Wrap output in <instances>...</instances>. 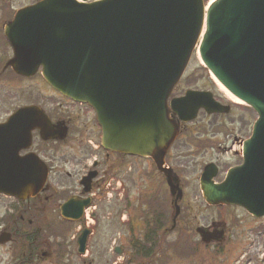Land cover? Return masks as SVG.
<instances>
[{
  "label": "water",
  "instance_id": "1",
  "mask_svg": "<svg viewBox=\"0 0 264 264\" xmlns=\"http://www.w3.org/2000/svg\"><path fill=\"white\" fill-rule=\"evenodd\" d=\"M80 1L43 0L15 14L5 28L14 72L29 77L42 67L52 88L96 110L103 145L152 157L160 170L178 130L170 112L188 122L201 108L224 111L209 94L199 92L173 99L167 107L197 47L212 75L259 119L244 143L242 166L220 185L211 181L212 167L204 170L203 198L209 205L239 206L263 217L264 0H217L205 17L203 0ZM34 129L45 139L57 135L36 108L19 110L0 125L1 193L25 197L27 189L38 192L44 183L39 162L15 169L8 159L11 146L16 152L25 147ZM171 180L168 175L173 193Z\"/></svg>",
  "mask_w": 264,
  "mask_h": 264
},
{
  "label": "rangeland",
  "instance_id": "2",
  "mask_svg": "<svg viewBox=\"0 0 264 264\" xmlns=\"http://www.w3.org/2000/svg\"><path fill=\"white\" fill-rule=\"evenodd\" d=\"M31 3L32 0H0V25L7 19V14L2 15L1 10H19ZM0 48H2L1 41ZM189 65L190 66L186 75H188L190 79L184 80L178 93L189 88L209 90L218 101L228 104V101L226 100L227 97L225 98V95L217 89L214 83L208 80L207 74L199 69L198 60L193 57ZM9 77L10 76L6 74L4 81H8ZM5 82H1L0 80V120L8 117L14 109L21 105L20 98L27 101H37V103H39L42 96L50 94L47 89L45 92H42V90L38 87V83H32L35 88L33 93L26 89L19 92V88H17L14 84L12 85L7 82L5 84ZM37 92L41 93L39 94ZM41 102L47 106L43 107L46 110H49L50 105L54 106L57 104V99L52 97H50V99L42 97ZM32 103L34 104L36 102ZM231 109L232 113L230 116L206 117L204 115H200L196 122L189 124L187 127L189 129V136L187 139L188 143L181 148H177L178 150L176 151L177 153L175 154V157L177 158L178 163L174 162V165L176 166L175 171L180 177V184L184 191V197L182 200L178 201L181 216L180 219L182 221L187 219L188 223L186 225V230L179 232L177 235H174V233L178 231V225L173 228V231L165 234L164 244L162 243L161 246L164 253L160 256L158 254L155 255L154 264H161L163 259L166 260L165 264H194V262L188 261V257H185L186 254H184V249L186 250L187 248L185 239H177L183 234L188 239L189 243H199L197 236L192 234L194 233L193 229H195V227H207L211 220L221 222H223L222 220L227 221V223H223L229 230L233 243L225 244L224 247L226 249L223 255L220 256L215 254L214 256H216V258L210 261L205 259L206 264H221L222 259L237 256L259 257L260 254L263 253L264 232H261L263 231L261 221H252L250 218L242 214V212H236L235 210L225 208L217 210L207 206L204 203L198 188V177L201 165L203 166L205 163L212 162L220 169L222 168L223 171L226 168L235 166L240 162L238 154V139L248 135L254 116H252L245 108L231 105ZM50 111L54 112L51 108ZM51 115L54 117V114ZM83 118L85 119V117ZM82 123H84L83 120L82 122L78 120L77 126H82ZM80 132L81 131L73 133L70 145L74 140L80 137ZM95 139L92 141L94 147L96 141ZM84 155L81 153L76 160L74 159L71 149L67 148L63 149V154L59 152L52 156H47L48 158L46 159H49L48 161H51L54 166H61V168L70 173L68 167H70L73 163L63 164V162H73L74 160L76 164H73V167L75 168L77 165L79 168V165H83L86 158H88L87 162L90 161V155ZM198 165H200V167H198ZM136 166L143 168L144 174L145 168L148 169L146 172L149 177H144L141 189L143 191L144 188L146 190L151 189L153 193L155 190L160 189L161 193L158 194L159 197H162L163 195L165 197L166 194H163L164 186L158 174L152 172L151 168L147 167L144 162L137 163ZM132 169H135L134 165H132ZM136 175L137 174L134 176L133 174L130 177H134L135 179ZM129 181L130 201L128 211L132 217L130 222H132L133 226H135L133 231H131L127 225L124 226L125 222L122 219V213L120 214L118 212L121 209V206L116 208L111 206L107 200H103L102 189V194L99 192L100 195L98 196L95 210L92 209L95 212L94 216L96 217V220L94 219L93 236L88 242L87 257L82 259L74 257L72 259L69 254L68 258L61 262V255L57 258L58 252L57 250H54L51 255L53 261L49 260L51 262L46 263H43L44 261H35L33 264H116V255L111 252V249L113 250L114 247H119L121 254L123 252L128 253L130 251V242L133 241L132 236H134L135 240H137L141 238L144 231L141 227L140 213L142 212L145 202L139 201L138 203V189L131 179H129ZM65 183L68 185L69 182L66 181ZM159 197L158 201L160 200ZM9 203H11L10 200L0 199V216L3 213L5 206ZM166 205L168 206L166 209H169V207L171 208L168 204ZM212 210L214 211L212 212ZM235 219L236 221H234ZM65 234H67V231H63L62 236H65ZM178 241H180L179 246ZM173 242H175V246H177V248L181 247V254L176 253L174 249L166 251L168 244ZM200 248L201 255H207L208 258H211L210 252L213 253V249L208 248V251H205L203 245L200 246ZM13 253L14 250L11 251V248L7 245L0 246V264H12L13 260L11 259V256L13 257ZM61 254L64 256L67 255L66 252H64V249L61 250Z\"/></svg>",
  "mask_w": 264,
  "mask_h": 264
},
{
  "label": "flooded vegetation",
  "instance_id": "3",
  "mask_svg": "<svg viewBox=\"0 0 264 264\" xmlns=\"http://www.w3.org/2000/svg\"><path fill=\"white\" fill-rule=\"evenodd\" d=\"M5 23L6 22H4V24ZM0 36H2L3 40V42H1L2 48H0V51H2L0 52V60H4L2 65H0V72L2 71L0 78L2 77V79H4L5 75H9L10 72L9 67H5V64L12 56V51L9 49L5 38H3V34ZM13 81L14 80L11 78V83ZM24 82L26 83L27 81ZM46 88L50 90L47 86ZM50 92L55 94L58 99L57 117H51V120L55 122V128L65 129L67 134L61 142L50 143H43L44 141L42 142L36 134L33 146L26 151L20 152V156L33 152L45 160L44 162L47 164L49 170L47 183L43 191L34 197H29L24 200L20 198H9L15 207L10 210L11 215L7 214L0 220V233L6 232L10 234L12 245L17 249L21 248V258L25 264H32L35 261H44L43 263L51 262L53 261L51 255L54 250L58 252L57 258H59L60 255L64 256L61 254V250L63 249L67 254L65 255L66 259L69 254L72 259L77 256V240L86 225L85 210L90 206L94 207L93 209L95 210L98 196L102 194V189L103 200H107L113 207L119 208L121 206L118 212L123 214L127 211L129 179L134 182L139 194L142 195L149 191L145 188L144 191L141 189L144 177H149V175L147 172L144 174L143 168H139L136 164L144 162L147 167H153L152 162L148 161V159H133L126 155L108 153L107 151L100 150L98 147H94L92 141L96 137V146L100 136V129L96 123L94 111L86 104L73 103L52 91ZM83 117H85V119ZM78 120L81 122L83 120L84 122L80 127L77 126ZM79 131H81L80 137L74 140L70 145L73 133ZM185 132V127L182 126L181 135L175 144L176 147H174L173 150L170 149L165 158L168 166H172L174 162L178 163L175 157L177 153L176 149L188 143V136ZM67 148L71 149L74 159L76 160L81 153L87 156L90 155V163L87 162L88 158H86L83 165H79V168L76 165L74 168L73 164H76L74 160L73 162L65 161L63 164L73 163L68 167L69 173L61 168V166H54L51 161H48L49 159H46L48 158L47 156H52L59 152L63 154V149ZM132 165L135 166V169H132ZM133 174L134 176L137 174L135 179L134 177H130ZM88 176V180H84V178ZM66 181L69 182L68 185L65 183ZM86 202L87 204H85ZM94 210L90 209L88 211L87 214L89 217L90 215L91 217L95 215ZM230 210L242 212V214L252 221H256L251 216L245 214L241 209ZM213 211L214 210H212V212ZM79 215H81L80 219L76 220L79 218ZM180 217L179 215L177 218V222L180 223L179 228H184V230H186L188 220L185 219L184 224H182L183 221ZM222 221L227 223L226 220ZM234 221H236V219ZM223 222L211 220L207 227H203L205 233L223 231L221 236L215 235V238H219V240L211 238L210 240L217 241H211L208 245H203L204 249L211 248L215 250L223 248L225 244L233 243L232 236L229 234L230 232ZM261 222H263V220H261ZM177 225L175 227H177ZM89 229L92 230L90 227ZM168 230H171V228ZM262 230L261 232H264V226ZM63 231H67L65 236H62ZM178 233L179 232L176 231L174 235ZM185 239L189 247L193 249V245L188 242L186 237ZM64 242L65 244H63ZM215 258L216 256L208 258L207 255L204 256L201 255V253L199 254L198 251H192L188 256V261L194 262V264H203L205 263V259L210 261ZM62 261L63 260H61V262ZM127 263L128 259L124 258L123 264ZM221 264H264V256L224 258Z\"/></svg>",
  "mask_w": 264,
  "mask_h": 264
},
{
  "label": "bare ground",
  "instance_id": "4",
  "mask_svg": "<svg viewBox=\"0 0 264 264\" xmlns=\"http://www.w3.org/2000/svg\"><path fill=\"white\" fill-rule=\"evenodd\" d=\"M219 86L221 87V90H223L225 92L226 96H228L232 101L237 102V100L233 96H231L232 94L224 86H222L220 84H219ZM239 150H241V148Z\"/></svg>",
  "mask_w": 264,
  "mask_h": 264
}]
</instances>
